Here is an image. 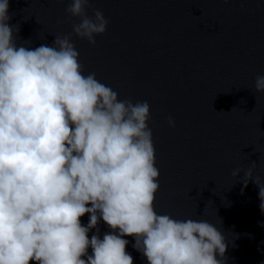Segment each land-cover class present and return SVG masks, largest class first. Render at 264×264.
<instances>
[{
	"label": "clouds",
	"instance_id": "obj_1",
	"mask_svg": "<svg viewBox=\"0 0 264 264\" xmlns=\"http://www.w3.org/2000/svg\"><path fill=\"white\" fill-rule=\"evenodd\" d=\"M90 7L71 0L66 12L80 20L73 32L95 46L109 20L98 9L89 16ZM9 10L10 0H0V264H134L126 236L148 264H226L228 241L215 224L155 209L150 104L120 99L95 73L85 75L71 35L51 46L18 43ZM255 90L264 93V75ZM255 166L232 175L243 171L244 186L257 185L264 212ZM101 220L111 229L103 239Z\"/></svg>",
	"mask_w": 264,
	"mask_h": 264
},
{
	"label": "water",
	"instance_id": "obj_2",
	"mask_svg": "<svg viewBox=\"0 0 264 264\" xmlns=\"http://www.w3.org/2000/svg\"><path fill=\"white\" fill-rule=\"evenodd\" d=\"M258 2L264 4L90 0L88 15L98 9L109 20L92 46L73 32L80 20L66 12L71 0H10L18 43L51 46L55 36L71 35L85 75L95 73L120 99L150 104L160 171L155 209L215 224L228 241L226 264H264L259 189L253 181L244 186L243 171L232 175L255 163L253 176L264 183V93L255 90V77L264 75V7ZM81 222L88 223L87 214ZM98 228L101 239L111 231L102 220ZM124 238L134 264H148L134 238Z\"/></svg>",
	"mask_w": 264,
	"mask_h": 264
}]
</instances>
